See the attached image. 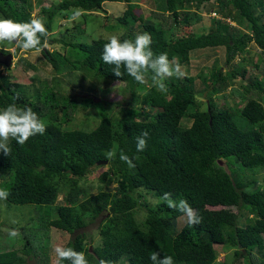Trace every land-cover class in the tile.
Returning a JSON list of instances; mask_svg holds the SVG:
<instances>
[{
  "label": "trees",
  "instance_id": "obj_1",
  "mask_svg": "<svg viewBox=\"0 0 264 264\" xmlns=\"http://www.w3.org/2000/svg\"><path fill=\"white\" fill-rule=\"evenodd\" d=\"M164 1L161 17L171 19L167 27L161 17L137 16L134 0H62L41 7L36 18L49 31L47 45L59 44L62 50L50 51L46 45L40 52L63 80L54 78L50 83L35 76L29 86L13 83L0 73V109L13 103L31 107L46 125L43 135L24 145L10 141V155L0 151V181H6L10 193L6 201L45 206L44 214L31 219L33 233L29 235L46 240L51 231L61 232L66 239L62 247L84 252L89 264L101 260L152 264L149 257L156 252L172 256L175 264H215L225 251L220 246L235 248L234 258L241 257L244 264H264L253 259H264V80L246 79L248 71L241 67L227 73L215 67L196 76L185 73L182 78H171L166 82L168 91L162 93L153 85L151 72L144 84L123 68L121 77L113 74L112 66L101 59L109 39L74 42L54 34V18L62 12L94 13L107 2H123L126 12L110 26L125 30L121 41L134 40L138 35L135 23L140 22L141 34L152 38L153 52L167 53L183 71L192 65L194 55L219 48L226 51V65L243 56L250 44L264 59V0L219 2V12L240 26L246 23L249 33L213 19L203 34L190 30L193 20L189 16L213 0ZM33 4L34 0H0V15L28 22L34 18ZM198 12L195 17L200 19ZM239 76L245 81L243 94L236 99L233 93L234 105L219 104L218 97L226 100L221 93L236 85ZM198 79L203 90L198 88ZM85 83L87 97L76 96L75 90L85 88ZM116 83L124 87L122 94H129L126 105L99 95V86L109 88ZM204 97L206 102L201 100ZM93 98H101V104L95 105ZM105 102L113 112L92 127V116ZM81 108L90 117L86 124L75 118ZM238 113L241 118L236 117ZM145 130L149 132L147 147L138 152L136 137ZM121 151L134 167L119 159ZM109 152L113 153L110 159ZM219 160H231L241 173L227 172ZM102 161L108 163L100 165ZM99 168L104 171L98 177L97 193H92L93 187L87 188L83 181ZM165 192L173 199H186L202 216V223L179 228L183 216L160 199ZM151 196L158 201L150 200ZM93 225H98L96 242L85 230ZM45 249L32 251L29 243L23 252L0 253V264H27L23 255L32 254L44 256L38 264H57L58 257L49 260Z\"/></svg>",
  "mask_w": 264,
  "mask_h": 264
},
{
  "label": "rangeland",
  "instance_id": "obj_2",
  "mask_svg": "<svg viewBox=\"0 0 264 264\" xmlns=\"http://www.w3.org/2000/svg\"><path fill=\"white\" fill-rule=\"evenodd\" d=\"M137 4V9L135 13L137 16L143 15L146 19L154 18V20H159L158 17H161L163 13V8L165 7L164 0H134ZM221 0H214L212 3L206 6L205 9L202 10L203 18L195 17V11L193 10L189 17H192V27L190 30L196 32L197 34H203L211 27L212 23V15L209 13L210 10L218 11V3ZM62 0H34L33 4V16L36 18L43 6H50L51 4L58 5ZM127 10V5L123 2L113 3L107 2L103 5L102 10L95 11L94 13H84L81 12L82 15L78 21L71 20V12H62L58 14L54 18V34L57 36L66 35L71 38L74 42H86L89 43L92 39H100L106 38L109 39L112 35H118L121 39V36L124 35L125 30H114L111 28V25H116L117 18H121ZM219 12V11H218ZM207 13V14H206ZM220 13V12H219ZM158 16V17H157ZM163 19L162 24L165 27L171 24V19L168 18L167 15L161 17ZM0 19H4L0 15ZM153 20V21H154ZM143 25L138 22L135 23V32L141 34V28ZM233 28H240V30L249 33V27L246 23L237 26H233ZM54 35V36H55ZM47 49L50 51L53 50H62L61 45L59 44H48ZM0 49H4L15 55L14 59H16L14 65L11 69L5 68L2 70V73L5 77H8L10 81L13 83H18L21 85H29L32 84V77L37 76L42 81H49L50 83L54 78H59L63 80L62 76H57L53 73V68L50 64L45 62L43 55L41 52L35 53L34 51L25 53L21 49L17 48L14 44H0ZM261 51L254 45L250 44L247 48V52L238 58L231 64L226 65V51L224 48H219L217 50H207L205 52H200L197 55H194L192 65L184 69V72L188 75H198L201 71L211 72L215 67H221L224 73L234 71L241 67V70H247L246 79H262L264 80V59ZM196 58V59H195ZM204 60V61H201ZM200 62V63H199ZM35 67V68H32ZM92 81V79H90ZM30 81V82H29ZM198 88L202 89L201 80L198 79ZM37 80L34 82L36 83ZM245 81L242 80V76L237 78L236 85H229V88L221 93V95L226 94V100L222 97H218L219 104L228 102L231 105L234 102L231 96L234 93L236 99L240 97L242 93V85ZM247 83L249 81H246ZM38 83V82H37ZM36 83V84H37ZM66 83V82H65ZM84 84V83H83ZM88 84L85 83V88H80L75 90V95L81 98L87 97ZM116 89H115V88ZM111 86L109 88H105L102 86L98 87V92L101 98L108 100L109 102L115 101L117 103H121L122 105H126V100L129 98V94H122L121 90L124 88L119 83H116L115 86ZM48 87L43 84L42 90H46ZM34 90V87H31ZM119 92H118V91ZM203 90V89H202ZM71 91V90H70ZM101 98H93L96 102L95 105H99ZM203 102L207 101V98H201ZM101 102V101H100ZM262 102L264 104V96L262 98ZM235 103V102H234ZM110 103L105 102L104 108L99 109L98 112L94 113L95 122L93 121L92 116V127L95 123L96 125L105 118L109 117V114L113 112V108ZM207 106L204 105L203 109H206ZM236 117L241 118L238 113ZM76 120L82 121L85 124L90 120V117L86 115V112L81 108L80 111L76 114ZM186 123V121H184ZM240 122H243L241 120ZM247 122H245V127ZM229 171L236 174H240V168L234 164L232 161L226 162ZM104 171L103 168H99L93 173H90L83 181V184L87 187H93L91 189L92 193H97V182L98 177ZM260 182L263 181V178H260ZM6 181H0V188L6 189L5 183ZM153 202H157L158 200L151 196ZM47 211L45 206H17L11 205L6 200H0V253L19 250L23 252L24 247H26L30 243V247L35 250L45 249L49 257V260H55L56 255L54 254V250L57 246L62 247L66 241L65 237L61 232L51 231L48 235V238H38L35 240L29 233H33L31 230L32 222L31 219H36L38 214L41 212L44 214ZM141 218L144 216L143 212L139 215ZM185 218L182 217L179 220L178 227L181 228L185 225ZM245 223V220L241 219V225ZM98 225H93L85 229L87 233L93 235L95 237V242L98 240L97 238V229ZM35 234V233H34ZM42 239V240H41ZM29 242V243H28ZM225 249V251L221 252L219 256V263L215 264H244L242 258L235 259L233 256V251L235 252V248H228L224 246H220V249ZM41 252V251H39ZM38 253V252H37ZM42 253V252H41ZM38 257L34 256H26L23 255L24 258H27V264H38L41 260L44 259L43 255L37 254ZM255 257V256H254ZM253 259L264 262V259L261 256L255 257ZM248 262V261H247ZM248 264V263H245Z\"/></svg>",
  "mask_w": 264,
  "mask_h": 264
},
{
  "label": "clouds",
  "instance_id": "obj_3",
  "mask_svg": "<svg viewBox=\"0 0 264 264\" xmlns=\"http://www.w3.org/2000/svg\"><path fill=\"white\" fill-rule=\"evenodd\" d=\"M195 11L198 12L199 10ZM218 11L210 10L212 20H219L231 27L237 26V22L232 18L224 17ZM198 14L203 18L202 10ZM81 15L80 10H75L71 20L78 21ZM48 36L49 31L42 19L33 18L28 22L0 19V44H14L25 53L32 51L39 53L42 47L47 45ZM151 43L152 38L148 33L138 34L134 40L123 41L118 35H112L103 47L101 59L105 64L112 66V72L116 77H121V69L123 68L127 75L139 84H144L146 74L151 72L153 85L158 91L166 93L168 91L166 82L171 78L184 77L185 72L178 61L169 59L167 53H154ZM14 57L16 56L14 55ZM15 61L16 59H14L12 66ZM4 69L5 67H2L0 73ZM45 132V123L31 107L21 108L13 103L0 109V151L5 155H10V141L14 140L17 144L24 145L30 138L43 135ZM148 137L149 132L146 130L136 137V150L138 152H142L147 147ZM112 155L111 152L107 153L109 159ZM119 159L130 168L135 166L132 159L123 151L119 153ZM9 194L6 189L0 188V200H6ZM160 199L165 201L170 209L180 212L188 226L202 223V216L186 199H173L169 192L163 193ZM55 254L58 257L57 264H63L64 261L69 262V264H89L84 252H78L71 247L57 246ZM149 259L152 264H175L172 256H161L158 252L151 254ZM99 264H110V262L101 260Z\"/></svg>",
  "mask_w": 264,
  "mask_h": 264
},
{
  "label": "water",
  "instance_id": "obj_4",
  "mask_svg": "<svg viewBox=\"0 0 264 264\" xmlns=\"http://www.w3.org/2000/svg\"><path fill=\"white\" fill-rule=\"evenodd\" d=\"M13 61H14V55L12 53L5 54L3 52H0V71H1L2 67H5L7 69L11 68ZM107 163H108L107 161H102L99 164L105 165ZM218 164L221 168H224L227 172H230L226 162H224L223 160H219Z\"/></svg>",
  "mask_w": 264,
  "mask_h": 264
},
{
  "label": "flooded vegetation",
  "instance_id": "obj_5",
  "mask_svg": "<svg viewBox=\"0 0 264 264\" xmlns=\"http://www.w3.org/2000/svg\"><path fill=\"white\" fill-rule=\"evenodd\" d=\"M5 51H7V50H5ZM8 52V51H7ZM7 54V53H6Z\"/></svg>",
  "mask_w": 264,
  "mask_h": 264
}]
</instances>
